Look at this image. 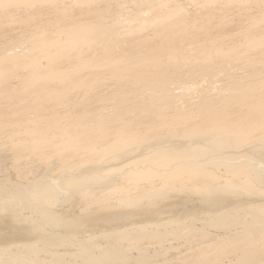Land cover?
<instances>
[{
    "label": "bare ground",
    "instance_id": "bare-ground-1",
    "mask_svg": "<svg viewBox=\"0 0 264 264\" xmlns=\"http://www.w3.org/2000/svg\"><path fill=\"white\" fill-rule=\"evenodd\" d=\"M96 1L99 0H0L1 22L4 19L3 21L11 25L28 24L34 16L41 14L39 12L45 11L44 8L50 9L53 13L52 19L47 21L53 22L50 23L52 30L35 28L28 34L21 35L22 39L0 48V98H10L11 106L15 105L12 109L8 105L9 102L2 98V102H6L12 110L0 111V142L4 139L5 142L1 145L6 144L0 147V171L3 173L5 171L2 170L15 171L18 165L29 160L30 167H34V171L29 172L36 173L30 178L29 172H25L26 176L30 175L28 177L30 180L26 182L16 180L19 184L13 183L12 188L4 186L5 179L9 177L4 179L3 186L0 179V264H150L151 258L149 255L146 257L149 247L143 251L136 250V252L140 250L141 254L137 259L134 257L132 259L130 253L135 247L128 242L136 241L135 243L139 244L138 240H147L148 243L149 241L154 243L152 240L159 239L160 242L166 237L179 242L183 236L186 237L187 234H184L186 230L191 233L197 229L194 228L197 227L198 221L204 229L210 228L209 231L232 232L234 228H238L236 233L233 232L235 234L230 235L239 237L238 241L231 240L228 244L223 240L217 245L214 244L215 246L209 243L212 252L208 258L211 260L202 259V264H223L221 259H226L227 256L230 258L229 255L234 259L233 262L229 261L226 264H264V81H260L261 76H256L259 71H253L256 76H252L253 78H250L249 71L246 75L231 73L235 66L232 67L233 59L230 57L233 55L237 57L238 54L236 50L238 46L234 47L235 50H231L232 44L227 46L231 41H227L226 46L230 49L227 51L216 47L220 41L215 43V46L208 45L211 50L208 49L206 52L204 51L207 47L202 46L206 48L201 47L202 57H196L195 51L194 54L190 51L191 54L180 56L181 58L177 55L179 51L174 54V49H177L174 47L181 43L178 42L176 46V40H179L176 37L180 36V33L178 35L176 33L181 31L183 35L182 30L189 27L187 25V28H184L185 25L191 22L189 19L188 23L183 24L185 17L181 15L184 14L182 13L184 9L181 10L180 7L169 10V5L163 8L162 4L159 7L163 9L151 17H146L142 12L134 14L126 26L122 28L123 24L119 29V26L106 25L104 20H101L98 9L94 10L93 6L92 9L90 7L91 10H84L86 8L84 6L89 7ZM138 1L139 5L154 2ZM247 2L245 1L246 7H249ZM100 3L98 4L101 6ZM127 4L125 3L126 6ZM99 5L95 3L94 6L100 8ZM74 7L79 10V17L75 12V17L71 13L75 11H71ZM111 7H108L110 11ZM23 8L30 12H24L26 15L15 18L12 10L18 12ZM225 8L227 9V6ZM239 8H236L237 11ZM197 9L195 6V10ZM212 10L213 7L210 12ZM207 12L206 10L208 15ZM204 13L200 14L204 16ZM263 13L262 10L257 14L263 16ZM83 14L94 16L93 21L80 20ZM112 16L110 15V18ZM214 16L212 15V18ZM219 16H216V20L218 18L219 23H222L221 20L224 18L221 19ZM253 18L256 20V16ZM255 20L251 24L247 22L254 33L257 31L255 27L260 22L263 24L264 18ZM225 23L223 21L222 26H219L225 29L226 26L223 25ZM212 25L213 23H209L210 27ZM148 27H151L155 32L153 35L161 40V43H158L160 45H153L155 47L147 50L146 54H143V51H135L136 47L133 45L132 51L125 52L123 45L128 46L129 36L136 37L132 34L139 36V33H143ZM201 30L200 33L204 34ZM193 31L197 32L191 30L192 33ZM210 31L208 32L211 34ZM222 31L221 36L224 34ZM247 33H244L247 35L244 40L245 49L242 46L241 49L243 52L251 51L255 54L247 57L249 53H246L247 55L244 53L246 57L243 58L241 55L238 58L247 59L252 66L248 67L252 69L261 65L260 71L263 72L264 35L256 36V33H250L253 35L249 36ZM258 33L260 32L257 31ZM184 35L183 37L186 36ZM204 35L206 38V34ZM142 36L140 33L139 37ZM219 36L216 38L213 35L217 40ZM195 37L197 38L196 34ZM131 39L135 43V38ZM188 39L185 41L189 42ZM235 40L238 42V39ZM203 42L206 41L201 43ZM194 43L193 41V45ZM121 47L122 54L115 50ZM99 48L103 57L97 61L95 54L96 49L100 51ZM185 50H182V54H186ZM70 59L74 62L72 60L71 63ZM233 62L235 63L234 60ZM243 62L238 64L242 66ZM179 63L184 66L193 65L186 81L182 77L183 81L178 79L183 72L179 71L181 70ZM214 63H218L219 68ZM177 64L180 76L172 71ZM219 70L220 75L224 74L225 77L222 79L226 78V83L223 82L224 85L214 83L216 86L211 87L208 84H211L213 80L211 78L216 77ZM18 71L26 73L17 77L18 84L10 87L12 83L10 81ZM101 71L104 72L99 76ZM200 78L201 84H196ZM104 82L124 86L128 84L126 87L132 90L131 94L126 95L128 92H124L125 95H120L119 92L117 94L113 86L109 94L96 95L94 91L95 95L91 97V93L96 89L93 87ZM73 92L76 96L72 95ZM92 100L94 106L89 108L87 103ZM49 102H54L52 103L54 106L51 105L48 111L44 107H47L45 104ZM84 103L88 106L85 104L83 107ZM6 104L2 103L3 106ZM62 107L65 110H61ZM142 118L149 119L150 123L147 122L149 124L140 130L133 124L140 122ZM25 157L29 159L25 161L23 159ZM49 159L52 160L44 166L43 163ZM26 167L28 169L27 164ZM16 172H13L14 175ZM15 176L14 178L17 177ZM158 202L160 207L154 208L155 204H152ZM77 206L81 207L80 213L83 217L88 216L84 218L85 220L82 216L69 219L72 213H66L69 212L67 207L73 209ZM178 208L183 210L178 212ZM63 210H67L66 216L70 215L68 219L64 216ZM84 213L87 214L84 216ZM100 224H104L102 228H99ZM118 225L121 227L117 228ZM200 228L195 231L197 236L208 235L204 230L199 231V234ZM112 234L116 238H112ZM78 236L83 239L76 240ZM205 238L209 239L208 236ZM188 240L192 241L193 238ZM102 241L112 245L102 247L100 244ZM198 247L201 248V244ZM151 249L153 250L152 247ZM206 249L201 250L203 252L201 253L211 251ZM158 250L161 251L160 248ZM136 252L134 250L135 254ZM153 254L155 255V252ZM154 257L152 256L153 260ZM45 258L48 260L45 261ZM157 258L158 256L156 260Z\"/></svg>",
    "mask_w": 264,
    "mask_h": 264
},
{
    "label": "rangeland",
    "instance_id": "rangeland-1",
    "mask_svg": "<svg viewBox=\"0 0 264 264\" xmlns=\"http://www.w3.org/2000/svg\"><path fill=\"white\" fill-rule=\"evenodd\" d=\"M101 1H102V0L96 1V2H94L93 4L95 5V3H96V5L98 6V5H99L98 3H100ZM105 1H106V2H105ZM133 1H135V2H133ZM156 1H157V0H154V2H153V1H149V2H146L147 4H142V5L140 4V5H139L140 1H138V0H137V1H136V0H128V1H127V0H126V1H123V0H122V1H121V0H119V1H118V0H111V1H110V0H108V1H107V0H103L102 3H100L101 6L103 5V6H102L103 8H102L100 5H99L100 8H98L97 6H94L93 4H90L89 7H88V6H84V7H86V8H85V9L83 8V9H84V10H86V9H87V10H91V9H92V6H93L94 10H95V9H98V14H100V16H101V17H100L101 20H102V21L104 20L103 22L106 23V25H108V26H119L118 28L121 29V28H120L121 25L124 24V25L122 26V28H124V26H126L127 21L129 20V18L132 17V15H134V14L137 15V13L142 12V13H144V15H145L146 17H149V16L151 17V16H153L154 14L159 13L163 8H166V6H168V5H169V6L171 5V7L168 6V9L170 8L169 10H171V9H176L177 7H178V8L180 7L181 10L184 9L183 12H182V13H184V14L181 15V16L185 17V19H184L185 21L183 22V24H184V23H185V24L188 23L189 19L191 20V22L189 21V24H186V25L184 24V25H185L184 28H187V25L190 27V28L188 27V29H186V30H185V29L182 30V33H184V34L186 35V36H185V35L183 34L185 37H183V35L181 34V31H179V32L176 33L177 35H178V33H180V34H179L180 36H178V37H176V35L174 36V37H176V38H179V40L177 39L178 41L176 40V42H177V43H176V46H177L178 42L183 43V44L179 43L177 47H174V48H177V49H178V47L180 48V50L174 49V51H173L174 54L177 53V52L179 51V52L177 53V55H178V57H180V56L188 55V53H189V54H191V53L194 54L193 51H195V54H194V55H195L196 57H197V56L202 57V56L200 55V54H202V52H203L202 49H206V48H203V47H207V49L204 51V52H206L208 49L211 50V47H212L215 43H218V42L220 41V43H218V44H220V45L216 44V45H217L216 47H218V48H222V49H225V50L227 51V50H230L229 47H227V46H230V45L232 44L233 46L231 45V50H233V49L235 50V48H234L235 46H238L237 48H238L239 50L236 49V50L238 51L237 57H236V55H233L232 57H230V58H232V59L235 61V63H234L233 60L230 59V61L232 60V64H233L232 67L235 66V67H234V70H232L231 73H232V72H235V73H237V74L240 73V75H246L247 73L250 72V75H251L250 78H253L252 76L256 77L257 75H258L259 77L261 76V78H262V76L264 75V73H263L264 71H263V72L260 71V66H261V65H260V66L257 65V68H255V67H256V66H255V67H253L254 69H252V68H251L252 66L250 65V62H249L247 59L240 60L238 57L241 56V55H243L244 53H245L244 55H247L246 53L251 54V55L248 54L247 57H249V56L252 57V54H253V56H254V54H255V52L252 53L251 51L243 52V51H244L243 49H245V48H244V40H245V37H247V35H246V34L244 35V33H247V31L250 29V31H248L247 34H250V33L255 34V33H256V34H255L256 36L264 35V34H263V32H264V28H263V26H264V22H263V24H262V22H260V23H261V26H260V23H259V24L257 25V27H255L256 30L260 32V33H258V34H257V31H255V33H254V31H251L252 29H251L250 26H249V24H251V23L255 20V19L253 18V16H254V17L256 16V20H255V21H257V18H258V20H261L262 18H264V17H263L264 15L262 16L261 14H257V13H261L262 10H263V12H264V5H263V4H264V0H257V2H258V1H259V2H263L262 4L258 2V5L256 4L257 2L255 3L254 1H251V0H232V2H230L231 0H228L229 3L227 2V0H226V1H225V0H223V1L217 0V3H215L216 0H214V1H213V0H211V1L208 0V2H207V0H194V2L191 1V0H180V1H179V0H163V1H162V0H161V1L158 0L157 2H156ZM166 1H167L169 4L166 5V3H167ZM169 1H170V2H169ZM174 1H176V2H174ZM187 1H189V2H187ZM203 1H205L206 4H204ZM218 1H219V3H218ZM235 1H236V2H235ZM238 1H239V2H238ZM245 1H246V2L248 1L247 4L249 3V5H248L249 7H246L247 5L245 4ZM249 1H250V2H249ZM97 2H98V3H97ZM103 2H105V3H103ZM107 2H109V3H107ZM120 2H121V3H120ZM124 2H125L126 4L129 3V4H131V5L128 6V4H127V6H126ZM137 2H139V3H137ZM172 2H173V3H172ZM197 2H199V3H197ZM212 2H213V4H212ZM221 2H222V4H221ZM224 2H225V3H224ZM237 2H238L239 4H237ZM253 2H254V3H253ZM112 3H114V4L116 3V4H115L116 7H115V5L112 4ZM118 3H120L121 5L118 4ZM132 3H134V4H132ZM150 3H151V4H150ZM154 3H155V4H154ZM157 3H158V4H157ZM159 3H160V4H159ZM181 3H182V4H181ZM188 3H189V4H188ZM208 3H209L210 5H209ZM223 3H224V6H223ZM227 3H228V4H227ZM230 3H231L232 6H230ZM251 3H253V4H251ZM105 4H106V5H107V4L109 5V6L107 5V9L105 8V7H106ZM110 4H111V6H113V7H111ZM162 4H164V6H163V8H162V7L160 8L159 5H162ZM173 4H174V5H173ZM178 4H180V5H178ZM185 4H186V5H185ZM197 4H198V5H197ZM207 4H208V5H207ZM215 4H216V6H215ZM234 4H235V6H233ZM243 4H245V5H243ZM254 4H255V6H253ZM104 5H105V6H104ZM137 5H138V6H137ZM143 5H144L145 7H143ZM152 5H153V7H150V6H152ZM155 5H156V6H155ZM157 5H158V6H157ZM181 5H183L184 8H183ZM191 5H192V7H191ZM193 5L196 6V9H197V8H198V9L195 10V6H193ZM199 5H204V6H199ZM206 5H207V6H206ZM221 5H222V6H221ZM228 5H229V6H228ZM237 5H239V6H237ZM240 5H241V6H240ZM250 5H251V6H250ZM262 5H263V6H262ZM118 6H119V7H118ZM122 6H123V7H122ZM130 6H131V7H130ZM175 6H176V7H175ZM210 6H211V7H210ZM217 6H218V7H217ZM226 6H227V9L225 8ZM243 6H244V7H243ZM261 6H262L263 8H262ZM90 7H91V9H90ZM108 7H111L112 14H110L111 11L109 10L110 8H108ZM126 7H128V8H126ZM134 7H135V9H134ZM136 7H137V9H136ZM189 7H191V9H190ZM204 7H205V8H204ZM206 7H207L208 9H207ZM212 7H213V10H212V11H213L214 13H213L212 11L210 12V10L212 9ZM214 7H216V9H215ZM219 7L222 8V9H223V7H224L225 9L220 10ZM229 7H230V9H229ZM232 7H233V8H232ZM239 7H240V8H239ZM241 7H243L242 9H243L244 11L241 9ZM256 7H257V8H256ZM104 8H105V9H104ZM125 8H126V9H125ZM131 8H132V9H131ZM139 8H142V10L139 9ZM147 8H148V9H147ZM155 8H156V9H155ZM159 8H160V10H159ZM186 8H188L187 11H186ZM199 8H200V9H199ZM203 8H204V9H203ZM209 8H210V10H209ZM231 8H232V9H231ZM236 8H239V10L237 11ZM248 8H249V9H248ZM78 9H79V8H78ZM102 9H103L104 11H103ZM122 9H123V10H122ZM133 9H134V10H133ZM143 9H144V10H143ZM152 9H154V10H152ZM192 9H194V10H192ZM201 9H202V10H201ZM214 9H215V10H214ZM217 9H218V10H217ZM228 9H229V11H228ZM251 9H252V10H251ZM256 9H257V10H256ZM258 9H259L261 12H259ZM14 10H15V9H14ZM23 10H24V11H23ZM43 10H45V11H42V12H44V13L39 12V13H41L43 16H41V14L34 16L35 18L33 17V20H31L28 24H27V23H26V24H20V23H18V24H13V25H11V24H9V23L3 21L4 19H3V17H2V19H3L2 22H3L4 24L1 22V19H0V27H2V28H0V33H1V35H0V48L3 47V46H6V45H10L11 43H13V42H14L15 40H17V39H19V40L22 39V36L26 35V33L28 34L29 31H33L35 28H38V29L42 28V29H47V30H50L51 28L53 29L52 25L50 24L52 21L47 22L48 20H50V18L52 19V16H53V15H51V14H53V13H51L52 11H51L50 9H46V8H44ZM47 10H48L49 12H48ZM73 10H75V11H73ZM84 10H83V11H84ZM87 10H86V11H87ZM100 10H102L104 14H102V11H100ZM106 10H107V11L109 10V11L107 12ZM113 10H114V11H113ZM116 10H117V11H116ZM120 10H121L122 12H119ZM125 10H128V11H125ZM149 10H151V11H149ZM189 10H190V11H189ZM198 10H199V11H198ZM200 10H201V11H200ZM206 10L208 11V12H207L208 15L206 14ZM224 10H225V11H224ZM233 10H234V11H233ZM241 10H242V11H241ZM15 11H17V10H15ZM15 11L12 10V14H14V17H15V18L23 17V15H26V14H25L26 12H27V13L30 12V11H28V10L26 11L24 8H23V9H19L18 12H15ZM71 11H73V12H71V13H73V16L75 15V13L78 14V17L80 16V14H79V10H77V7L72 8ZM76 11H77V12H76ZM131 11H132V12H131ZM134 11H136V12H134ZM184 11H185V12H184ZM188 11H189V12H188ZM204 11H205V13H204ZM216 11H217V12H216ZM218 11H219L221 14H222V13H223V14L221 15ZM221 11H224V12H221ZM239 11H240V12H239ZM257 11H258V12H257ZM13 12H14V13H13ZM22 12H23V13H22ZM24 12H25V13H24ZM31 12H33L32 9H31ZM34 12H35V11H34ZM74 12H75V13H74ZM84 12H85V11H84ZM117 12H119V13H117ZM126 12H128V13L130 12V13L127 14ZM133 12H134V13H133ZM148 12H149V13H148ZM151 12H154V13H151ZM155 12H156V13H155ZM187 12L190 13V15H192V16H191L192 19H191L190 15L187 14ZM192 12H193V13H192ZM201 12L204 13V16H203V14H200ZM227 12H228V13H227ZM18 13H19V14H18ZM21 13H22V14H21ZM49 13H50V14H49ZM123 13H124V14H123ZM132 13H133V14H132ZM195 13H196L197 15H196ZM215 13H216V16H217V17H218V15H220L219 17H220L221 19H222V17L224 18V19H222V20L224 21V23L226 22L225 24H223L224 26L227 27V28L225 27L226 30L224 29V27H222V28L220 27V26H222L223 21L221 20L222 23H219L220 20H218V18H217V20H216V16H214ZM114 14H115V15H114ZM118 14H119V15L122 14L123 16H122V15L119 16ZM125 14H126V15H125ZM150 14H152V15H150ZM198 14H199L200 16H199ZM246 14H247V15H246ZM263 14H264V13H263ZM17 15H19V16H17ZM50 15H51V16H50ZM87 15H88V14H83V15H81V16L83 17V19H82V17H80V18H81L80 20H82L83 22H85V21H86V22H90L91 20L93 21L92 18H93L94 16L92 17L91 14H90L89 16H87ZM105 15H109V17H108V16H105ZM110 15H113V16H112L113 18H112V17L110 18ZM129 15H130V16H129ZM187 15H188V16H187ZM201 15H202L203 17H202ZM212 15L214 16V18H212ZM257 15H258V16H257ZM38 16H39V17H38ZM86 16H87V17H86ZM102 16H104L105 18H102ZM114 16H115V18H116L117 20L114 19ZM195 16H196V17H195ZM198 16H199V17H198ZM209 16H211L210 19L208 18ZM247 16H248V17H247ZM74 17H75V16H74ZM85 17H86L87 19H85ZM125 17H126V18H125ZM186 17H187L188 19H186ZM204 17L206 18V20H204V19H205ZM259 17H260V18L262 17V18L260 19ZM0 18H1V17H0ZM76 18H77V17H76ZM90 18H91V19H90ZM108 18H110V19H108ZM193 18H194V19H193ZM199 18H201V20H200ZM207 18H208L209 20H208ZM220 18H219V19H220ZM248 18H249V19H248ZM43 19H44V20H43ZM84 19H85V20H84ZM88 19H89V20H88ZM120 19H123V20H122L123 22H122ZM197 19H198L199 21H198ZM202 19H203L204 21H202ZM214 19H215V20H214ZM250 19H252V21H251ZM253 19H254V20H253ZM95 20H96V19L94 18V21H95ZM106 20H107V22H105ZM113 20H114V21H113ZM186 20H187V21H186ZM195 20H196V21H195ZM210 20H211V21L213 20V22H208V21H210ZM249 20H250V21H249ZM40 21H41V22H40ZM43 21H44V22H43ZM108 21H109V22H108ZM112 21H113V23H111ZM194 21H195V22H194ZM206 21H207L208 27H207ZM197 22H199V24H198ZM201 22H202V23H201ZM203 22H204V24H206V25H205L206 28L204 27ZM214 22H215V23H214ZM247 22H248L249 24H248ZM5 23H6V24H5ZM47 23H48V25L50 24L51 26H50V25L48 26ZM52 23H53V22H52ZM117 23L120 24V25H118ZM190 23H191L192 25H190ZM194 23L197 24V25H199V26H194V25H195ZM209 23H213V25H212L213 27H212V26L210 27V26H209ZM218 23H219V24H218ZM33 24H34V25H33ZM109 24H110V25H109ZM113 24H114V25H113ZM116 24H117V25H116ZM200 24H201V25L203 24V25L201 26ZM226 24H227V25H226ZM1 25H2V26H1ZM39 25H40V26H39ZM210 25H211V24H210ZM217 25H218V26L220 25L219 27H220L222 30H224V31L220 30V28H219ZM9 26H10V27H9ZM200 26H201V27H200ZM216 26L219 28V31H220V32L217 31L218 28H217ZM258 26L261 27V28H259ZM48 27H49V28H48ZM198 27L201 28V29L203 30L204 34H206V38L204 37L205 35H204L203 33H200L199 30H201V29H199ZM209 27H210V28H209ZM214 27H215V31H214ZM245 27H246V28H245ZM14 28H15V29H14ZM149 28H151V27L146 28V29H145L146 31L143 30V33L140 32V33H141V36L143 35L142 37H139V36H140V33H139V36H138L137 34H132V35H136V37L138 36L137 38H136L135 36H131V37L129 36V40H128V41L131 42V44L128 42V46H131V47H128L127 44H126V45H123L124 48H123V47H121L120 49H116V48H115V50H116V51L118 50V51L121 52V49L123 48L124 51L128 53V51L130 52V51L133 50V46H134V47H136V48H134L135 51H140V52L143 51V54H144V53L146 54L147 50L150 51L151 48H154L155 46L160 45V44H158V43H161V40H158V38L155 37V35H153L155 32H153L152 28H151V29H149ZM191 28H192V29H191ZM193 28H195V29H193ZM196 28H198V29H196ZM203 28H204V29H203ZM207 28H208V30H207ZM211 28H213V29H211ZM255 28H253V30H255ZM258 28H259V29H258ZM1 29H3V31H1ZM52 29H51V30H52ZM189 29H190V30H189ZM242 29H243V30H242ZM247 29H248V30H247ZM188 30H189V31H188ZM191 30H196L197 32L194 33V31H193V33H192ZM202 30H201V32H202ZM206 30H207V32H206ZM210 30H213V31H210ZM261 30H263V31H261ZM184 31H185V32H184ZM186 31H188V32L186 33ZM198 31H199V32H198ZM208 31H210L211 34H212V32H213V34L211 35ZM216 31H217V34H216ZM221 31L224 33L223 35H225V37H224L223 35L221 36V34H220ZM243 31H244V32H243ZM10 32H11V33H10ZM144 32H145V35H144ZM147 32H149V33H148L149 35L146 34ZM151 32H152V33H151ZM205 32H206V33H205ZM214 32H215V33H214ZM190 33H191V34H190ZM207 33H208L209 35H208ZM238 33H239V34H238ZM242 33H243V35H242ZM151 34H152L154 37H153ZM189 34H190V36L188 37ZM195 34L197 35V38H198V39L195 37ZM219 34H220V36H219ZM226 34H228V35H226ZM229 34H230V35H229ZM240 34H241V35H240ZM253 34H252V35H253ZM21 35H22V36H21ZM147 35L149 36L148 38H146ZM192 35H193V36H192ZM199 35H200V37H201L200 39H199ZM213 35H214L216 38L219 36L218 40H217L215 37H213ZM234 35H235V36H234ZM252 35L250 34L249 36H252ZM17 36H18V37H17ZM207 36H209V37H207ZM210 36H211V37H210ZM226 36H227V37H226ZM232 36H233V37H232ZM237 36H238V38H237ZM243 36H244V38H242ZM123 37H124V36H123ZM181 37H182V38H181ZM186 37H187V39L189 38V39H188L189 42H186V41H185V40H187V39H184V38H186ZM193 37H194V38H193ZM222 37H223V38H222ZM229 37L231 38V40H229V39H230ZM234 37H235V38H234ZM131 38H133V39L135 38V40H136L135 43H133L134 40H132ZM140 38H141V39H140ZM143 38H144V39H143ZM150 38L153 40L154 43L152 42V40L150 41ZM155 38H157L156 40H158V41L155 40V41H156V42H155V41H154ZM195 38H196V39H195ZM208 38H209L210 40H208ZM211 38H212V39H211ZM213 38H215V40H213ZM224 38H226V40H225ZM232 38H234V39H232ZM130 39H131V40H130ZM137 39H138V40H137ZM148 39H149V40H148ZM181 39H182V40H181ZM190 39H193V40H190ZM205 39H206V40H205ZM220 39H221V40H220ZM222 39H223V41H222ZM235 39H238V42H239V43H238L237 40H235ZM141 40H142V41H146V40H147V41H146V43H144V42L142 43ZM183 40H184V41H183ZM199 40H201V42H202V41H206V42H203L205 45H204L203 43H201ZM211 40H212V41H211ZM224 40H225V41H224ZM182 41H183V42H182ZM193 41H194L195 43H197V44L194 43L195 46L193 45ZM207 41H208L209 43H211V44H209ZM210 41H211V42H210ZM227 41H228V42L231 41V42L228 43ZM235 41H236V42H235ZM240 41H241V42H240ZM139 42H140V43H139ZM148 42H149V44H147ZM198 42H200V47H199V45H198ZM213 42H214V43H213ZM223 42H224V43H223ZM233 42H234L236 45H235ZM132 43H133V44H132ZM137 43H138V44H137ZM185 43H187V44H185ZM188 43H189V44H188ZM191 43H192V44H191ZM227 43H228L229 45H228ZM242 43H243V45H241ZM146 44H147V45H146ZM226 44H227V46H226ZM239 44H240V45H239ZM132 45H133V46H132ZM135 45H137V46L140 45V46L137 47V46H135ZM148 45H149V46H148ZM153 45H155V46H153ZM180 45H181V46L183 45L182 47H184V45H185L184 48H186V50H185L184 48H182ZM186 45H188L189 47H186ZM206 45H207V46H206ZM208 45H209V46L212 45V46L209 47ZM221 45H222L223 47H221ZM125 46H127V47L125 48ZM142 46H143V47H142ZM147 46H148V47H147ZM190 46H194V48H193V47H190ZM196 46H198V47H197L198 49L196 48ZM202 46H203V47H202ZM214 46H215V45H214ZM225 46H226V48H225ZM241 46H242L243 49H241ZM141 47H142L143 49H142ZM149 47H150V48H149ZM201 47H202V49H201ZM239 47H240V48H239ZM112 48H113V47H112ZM127 48H128V49H127ZM130 48H131V49H130ZM137 48H138V50H137ZM139 48H140V50H139ZM148 48H149V49H148ZM188 48H189V49H188ZM190 48H191V49H190ZM99 49H100V51H97L98 49H96V52H97V53L94 52V53H96L95 56H97V57H96V58H97V61H98V59L102 60L101 58L103 57V55L101 54V51H102V50H101V48H99ZM125 49H126L127 51H126ZM192 49H194V50H192ZM200 49H201V50H200ZM240 49H241V50H240ZM144 50H145V52H144ZM182 50H185L184 52L187 51L186 54H182V53H183ZM116 51H113V53H117V52H118V51H117V52H116ZM122 51H123V50H122ZM190 51H191V53H190ZM196 51H198V52H196ZM98 52H100V53H98ZM199 52H201V53H199ZM240 52H242V54H240ZM147 53H148V52H147ZM179 53H180V54H179ZM196 53H197V54L199 53V54L197 55ZM97 54H98V55L101 54V55L98 56ZM121 54H122V52H121ZM141 54H142V53H141ZM181 54H182V55H181ZM244 55H243V58L246 57V56H244ZM101 56H102V57H101ZM128 56H129V55H128ZM99 57H100V58H99ZM235 57H236V58H235ZM180 58H181V57H180ZM180 58H178V59H180ZM234 58H235L236 60H235ZM237 59H238V60H237ZM70 60H71V61H70ZM70 60H69V61H70L71 63L74 62L73 59H70ZM72 60H73V62H72ZM128 60H130V59H128ZM239 60H240V61H239ZM69 61H68V62H69ZM243 61H244V62L246 61L247 63H246V62L244 63ZM181 62H182V61H181ZM242 62H243L244 65H242V66L239 65V64L242 63ZM238 63H239V64H238ZM67 64H68V63H66V65H67ZM195 64H196V63H195ZM214 64L217 65L216 67L219 68L220 65H219L218 63H217V64L214 63ZM228 64H229V63H228ZM236 64H238L240 67H239L238 65H236ZM68 65H71V64L69 63ZM179 65H180V68H179V69H181V70H179L178 67H177V66H179ZM179 65H178V64L175 65V66L173 67L172 71H173V72H176L178 76L181 75L180 78L177 77L178 79H180L181 81H183V79H181V77H182V78H184L185 81H186L187 79H189V77H188L189 75H188V74H189V72H190V69L192 70V68H193L192 66H193V65L191 64V65L189 66V64H185L186 66H184V64L182 65V63H179ZM218 65H219V66H218ZM187 66H189L190 68L187 67ZM195 66H196V65H195ZM229 66H230V65H229ZM229 66H227V68H229ZM244 66H247V68L244 67ZM248 66H251V67H248ZM176 67H177V68H176ZM191 67H192V68H191ZM242 67H244L245 69L242 68ZM175 68H176V69H175ZM185 68H186V69H185ZM187 68H188V70H187ZM240 68H242V69H240ZM249 68H250V69H249ZM258 68H259V69H258ZM183 69H185V71L187 70L186 73H185V71H184ZM196 69H197V68H196ZM239 69H240V70H239ZM257 69H258V70H257ZM175 70H176V71H175ZM178 70H179L180 72L183 71L184 74H182L183 72L180 73ZM194 70H195V69H194ZM238 70H239V71H238ZM99 71H100V70H99ZM177 71H178V72H177ZM240 71H241V72H240ZM247 71H249V72H247ZM253 71H254V72L259 71V72H258V74L256 73V76H255V74L253 73ZM19 72H20V71H18V72L16 73V75H14V77L16 78L17 81L15 80L14 77L12 78L13 81H12V80L10 81V82H12V83H10V87H12V85H13V86L16 85V83L18 84V80H19V79H18L17 77L23 76V75H25V73H26V71H22V72H20L21 74H20ZM24 72H25V73H24ZM103 72H104V71H101V72H99V74H98V72H97L95 75L98 74L99 76H101L100 73L102 74ZM220 72H221V71L219 70V72L216 73L217 75L219 74V75H218V76H219L218 79H216V78H217V75H215L216 77L211 78V79H213V80H211V84L209 83L208 85H210V86L212 87V86L214 85V83H215L216 85H218L217 83H219V85H224L223 82L226 83V80H225L226 78H225V79H222V78L225 77L224 74H221V75H220ZM244 72H246V73H244ZM179 73H180V75H179ZM222 73H223V72H222ZM242 73H243V74H242ZM260 73H261V75H260ZM262 73H263V74H262ZM17 74H20V75L17 76ZM252 74H253V75H252ZM177 75H176V76H177ZM183 75H184L185 77H183ZM211 76H212V75H211ZM258 76H257V77H258ZM85 77H86V76H85ZM220 77H221V78H220ZM261 78H260V81H264V80H262ZM263 78H264V76H263ZM14 80H15V84L13 83ZM198 80H199V79H198ZM209 80H210V78H209ZM214 80H216V81H214ZM181 81H180V82H181ZM201 81H202V80H201V78H200V81H197L196 84H201ZM212 81H213V82H212ZM220 81L222 82V84H221ZM208 82H210V81H208ZM208 82H207V83H208ZM104 83H105V84H104ZM104 83L101 84L102 87H101V85H97V86L93 87V89H94V88H96V89L93 90V92L91 93V97H93V95H95L94 91L96 92V95H98V94H99V95H105V93H106V94H109L110 91L112 90L113 86H115L113 89H116V90H114V91H115V93H117V94H118V92L120 93V95H122V94L125 95L127 92H128V93H127L126 95L131 94V91H132V90H131L129 87H126V86H128V84H126V85L124 86L123 84L118 85L117 83H112V82H110V83H109V82H104ZM107 83H108V84H107ZM109 84H110V85H109ZM112 84H114V85H112ZM122 85H123V86H122ZM189 85H190V84H189ZM216 85H214V86H216ZM99 86H100V87H99ZM104 86H105V87H104ZM107 86H108V87H107ZM119 86H121V87L118 88ZM214 86H213V87H214ZM15 87H16V86H15ZM106 87H107L108 89H107ZM109 87H110V89H109ZM111 87H112V88H111ZM100 88H101L102 90L105 89V90H103L104 93H102V90H101ZM127 88H128V89H127ZM98 89H99V90H98ZM124 89H125V90H124ZM129 89H130V93H129V91H128ZM100 90H101V91H100ZM106 90H108V91L110 90V91L108 92V91H106ZM123 90H124V91H123ZM98 91H99V92H98ZM122 91H123V93H122ZM124 92H126V93H124ZM73 94H75V92H73L72 95H73ZM73 96H74V95H73ZM75 96H76V94H75ZM91 97H90V98H91ZM2 98L4 99V98H6V97H1V98H0V99H1V101H0V107H1V108H0V111L9 110V111H7V112H11V110L13 109V107H14L15 105H14L13 107L11 106V104H10V102H9V101H10V98L4 99V101H6L7 103L9 102L8 105L11 106L12 109L9 108V106L6 104V102H4V101L2 102ZM66 99H67V98H66ZM7 100H8V101H7ZM92 101H93V100H92ZM92 101H91V102L88 101L89 103H87V104L89 105V108H93V106H94V104H93L94 101H93V102H92ZM2 103H3V104H6V106H5V105L3 106ZM52 103L54 104V102L46 103L45 106L47 105V107H44V108L48 109V111H49V109H51L50 106H51V105L54 106ZM91 103H92L93 105H92ZM49 104H50V105H49ZM85 104H86V103H84L82 106L84 107ZM87 104H86V105H87ZM12 105H13V104H12ZM48 105H49V106H48ZM88 105H87V106H88ZM90 105H91V106H90ZM2 106H3V107H2ZM76 106H77V105H76ZM126 106H127V105H126ZM4 107H5V108L7 107V108L5 109ZM48 107H50V108H48ZM63 107L65 108V106H63ZM63 107H62V108H63ZM128 107H129V106H128ZM128 107H127V108H128ZM59 108H60V107H59ZM59 108H58L59 111H61V110H65V109H66V108H65V109H64V108H63V109L61 108V110H60ZM81 108H82V107H81ZM46 109H44L45 112H46ZM79 109H80V108H79ZM66 110H67V109H66ZM234 111H236V109H235ZM234 111H233V112H234ZM233 112H232V113H233ZM46 113H47V112H46ZM229 113H230V112H229ZM30 115H32V114H29V116H30ZM32 116H33V115H32ZM143 120H144V121H143ZM149 121H150V120H149V119L147 120V118H145V119L142 118V119H140V122H141V123H140V122H136V123H134L133 125H134V126H137V128L139 127L140 130H142V129H144V127H146V126L150 123ZM147 122H149V123H147ZM143 123H144V124H143ZM145 123H146V125H145ZM139 124H140L141 126H140ZM143 125H144V126H143ZM141 127H142V128H141ZM139 128H138V129H139ZM4 142H5V140L3 139V140L0 142V145L3 144ZM4 146H6V144H5V145H1L0 147H4ZM23 159L26 161V159H29V157H25V158H23ZM24 160L22 161L23 163H24ZM51 160H52V159H49L48 162L46 161V163H43L44 166L47 165L48 163H50ZM22 162H21V163H22ZM9 163H10V162H9ZM26 164H27V166H28V169H26V168H27V167H26ZM20 165H21V167H20ZM20 165H18V166H19L21 169H22V168H24V169L21 170L19 167H18L17 170L15 169V171L18 172V173L16 172L17 174L15 173V175L17 176V175L20 174V175L17 176V177H16V176L14 175V173H13V172H15L14 170L12 171L11 169H9V170H11V171H7V172H6V170H2V171H5L4 173L0 171V172H1V173H0V174H1L0 179L2 180V183H1V181H0L1 185H2V184L4 185V181L6 180L5 182H6L7 185L5 184L4 186H5V187L7 186L8 188H12V184H13V183H15V184H13V185H16V184H19V182H18L19 180H20V182H26V181H29L30 178H32V176H34L33 174H36V173H34V172H29V171H34V167H30L31 164L29 163V160L27 161V163H25V164H20ZM24 165H25V167H24ZM9 167H10V164H8L7 168H9ZM29 169H30V170H29ZM32 169H33V170H32ZM19 170H20V172H19ZM9 172H10V173H9ZM25 172H26V173L29 172V174L31 175V177H30L29 174H27L28 176H26V175L24 174ZM5 173H7V174L5 175ZM12 173H13V174H12ZM21 175H22V176H21ZM23 175L26 176L27 179H26V177H24ZM3 176H4V177H3ZM14 176H15L16 178H18V179L14 178ZM2 177H3V179H2ZM6 177H9V179L6 178ZM28 177H30V178H28ZM5 178H6V179H5ZM12 178H14L15 180L12 179ZM4 179H5V180H4ZM22 179H23V180H22ZM13 180H14V181H13ZM16 180H18V181H16ZM24 180H25V181H24ZM10 181H11V182H10ZM12 181H13V182H12ZM8 184H9V185L11 184V186H9ZM3 185H2V186H3ZM97 199H98V197H97ZM102 199H103V198H101V200H102ZM101 200H100V201H101ZM154 204H155V205H154ZM156 204H158L159 206H157ZM152 205H154V208H159V207H160V203H159V202H158V203H153ZM152 205H151V206H152ZM93 206H94V205H93ZM155 206H156V207H155ZM142 207H144V206H142ZM145 207H146V205H145ZM188 207H189V205H188ZM75 208H76L77 211L75 210ZM75 208H73V209L71 208V209H70V208L67 207V209H68L69 212H66L67 210H66V211L63 210V213L66 212V213H68V214H70V213H72V214H70L71 217H69L70 215H69V216H66V215H68V214H66V213L64 214V216H66L67 219H68V217H69V219H71V218L74 219V218H76V217H81V216L83 217V214L80 213V212H81V209H80L81 207H78V206H77V207H75ZM78 208H79V209H78ZM72 210H73V212H70V211H72ZM78 210H80V211L78 212ZM182 210H183L182 208H178V212H180V211H182ZM82 212H83V211H82ZM86 214H87V213H84V216H85ZM74 215H75V217H74ZM72 216H73V217H72ZM66 217H65V218H66ZM86 217H88V216L86 215ZM86 217H83V219L86 218ZM84 220H85V219H84ZM198 222L201 223L200 221H198ZM199 223L197 224V227H195L194 229H196V228L199 229V228L201 227L202 229L200 228V230H198V233H199V231L204 230V232H207V234H208V235H206L205 237L208 236V238H209L210 240H209V239L207 240V238H205V237L202 236V237L204 238L203 241L205 240V242H203V241H202V237H201V235H200V236H199V235H198V236L196 235L197 229H196V230L193 229L194 231L192 230L193 232H191L193 235H192L191 233H189L187 230H186L185 233H184V234H187V235H185V236L188 237V239L192 240V238H193L192 241H189L188 239H186V237L183 236L182 238H183V239L185 238V239H184V240H183V239H179V242H178L176 239H175V240H174V239L172 240L171 237H168V238L166 237V238H164V239L162 238V239L160 240V242H159V239H156L157 241H156L155 239H154V240L149 239V240L155 241L154 243H151L150 241H149V243H148V241L146 240V241H147V244H148L149 246H148V245L146 246V241H145V240H144L145 243H144V241H140V240H138L137 242H139V244L135 243L136 241H135V242L133 241L134 243H133V242H130V243L128 242V244H132V245L135 247V248H134L135 252H136V250L138 251V249H140L141 251H143V250H145L144 248H146V250H147V249H148L147 247H149V251H150V250H151V251L149 252V251L147 250L148 254L146 253V257L149 255V257L151 258V259L148 258V259H150V264H156V263H157V264H166V263H167V264H199V263L202 264V261H204V259H205V260H211V259H210V257H211V256H210V252H212V248L210 249V247H211L210 245L213 244L212 246H215V245L219 244V242H221L222 240H223L224 242L227 241V242H225V243H227V244H228V241L231 242V240H232L233 242H236V240L238 241V238H239V237H236V236L234 237V235H232V236H233V237H232V236L230 235V234H232L233 232L236 233V231L238 230V228H234L235 230L233 229L232 232H231V231H229V232H222V231H217V230H210V231H209L210 228L207 229V228L205 227V229H204V228L202 227L203 225H201V224H199ZM103 225H104V224H103ZM103 225L100 224L101 227L99 226V228H102ZM104 227H105V226H104ZM116 227L118 228V227H121V226L118 225V226H116ZM195 231H196V232H195ZM187 232H188L189 234H191V235H189ZM230 232H231V233H230ZM201 233H202V232H201ZM215 233H216V234H215ZM235 233H233V234H235ZM199 234H200V233H199ZM209 234H210V236H209ZM222 234H223V235H222ZM225 234H227L228 236L225 235ZM112 235H113V236H112ZM112 235H111L112 238H116L114 234H112ZM191 236H192V237H191ZM222 236H223V237H222ZM196 237H197V238H196ZM222 238H223V239H222ZM228 238H229V239H228ZM233 238H235V239H233ZM75 239H76V240H77V239L82 240L83 238L80 237V236H78V237H76ZM165 239H166V240H165ZM195 239H196V240H195ZM199 239H201V241H200ZM171 240H172V241H171ZM180 240H181V241H180ZM220 240H221V241H220ZM166 241H167V242H166ZM176 241H177V242H176ZM186 241H187V242H186ZM198 241H199V242H198ZM207 241H208V242H207ZM75 242H76V241H75ZM140 242H142V243L140 244ZM195 242H196V244H195ZM200 242H201V243H200ZM105 243H106V244H105ZM161 243H162V244H161ZM209 243H210V245H209ZM100 244H101L102 247H104V246H106V245L110 247V246L112 245L111 243H110V245H109V242H105V241L100 242ZM142 244H143V245H142ZM167 244H168V245H167ZM200 244H201V248H202V249L198 247V246H200ZM214 244H215V245H214ZM137 245H138V246H137ZM197 245H198V246H197ZM204 245H206V246H204ZM207 245H208V246H207ZM229 245H230V244H229ZM153 246H155V247H153ZM157 246H158V248H156ZM203 246H204V247H203ZM209 246H210V247H209ZM140 247H141V248H140ZM151 247L153 248V250L151 249ZM205 247H206L207 249H206ZM208 247H209V248H208ZM142 248H143V249H142ZM159 248L161 249V251L158 250ZM162 248H163V249H162ZM164 248H165V249H164ZM154 249H155V250H154ZM170 249H172V250H174V251H172V250H170ZM203 249H204V250H205V249H206V250H211V251H208L209 253L206 251L207 253L204 252V254H202L203 252H202L201 250H203ZM134 250H133V252L130 253V257H132V259H134V258L137 259V257L141 254V251L139 250V252H136V254H135V253H134ZM157 251H158V252H157ZM151 252H153V253L155 252V255H154L153 253L151 254ZM201 252H202V253H201ZM132 253H133V254H132ZM205 253H206L207 255H206ZM132 255H133V256H132ZM151 255H152L153 257L155 256V257H154L155 260H153V258H152ZM156 255L158 256V258H157L158 260H156V257H157ZM159 255H160V256H159ZM163 255H164V256H163ZM202 255H203V256H202ZM211 255H212V253H211ZM165 256H166V257H165ZM205 256H206V257H205ZM208 256H210V257L208 258ZM229 256H230V258H227L228 256L225 257L226 259L222 258L223 261H222V259H221V262H223V264L229 263V261H232V262H233L234 257L231 256V255H229ZM133 257H134V258H133ZM159 257H160V260H159ZM161 257H162V258H161ZM202 257H203V258H202ZM130 259H131V258H130ZM202 259H203V260H202ZM46 260H48V259L45 258V261H46ZM151 260H152V261H151ZM201 260H202V261H201ZM226 260H227V262H225ZM153 261H154V263H153ZM165 262H166V263H165Z\"/></svg>",
    "mask_w": 264,
    "mask_h": 264
}]
</instances>
